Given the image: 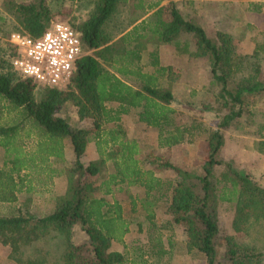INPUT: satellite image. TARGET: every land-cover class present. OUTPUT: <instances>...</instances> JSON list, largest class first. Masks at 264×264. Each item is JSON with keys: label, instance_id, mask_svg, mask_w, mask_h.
I'll list each match as a JSON object with an SVG mask.
<instances>
[{"label": "trees", "instance_id": "obj_1", "mask_svg": "<svg viewBox=\"0 0 264 264\" xmlns=\"http://www.w3.org/2000/svg\"><path fill=\"white\" fill-rule=\"evenodd\" d=\"M65 1L12 0L7 9L15 18L11 30H23L34 37L42 35L55 20L54 5L61 6ZM87 1L91 5L87 15L74 18L71 24L80 35L83 50L90 52L80 57L66 88L38 84L17 71L13 67L16 53L13 44L8 43L6 56L0 59V146L5 150L6 166L9 165L0 168V201L17 199L24 186L25 177L21 172L36 166L37 159L41 162H47L51 157L63 159L66 138L70 139L74 154L67 189L57 197L53 211L34 215L28 211L27 199L17 213L0 215V242L10 247L17 264H126L125 254L113 249L112 242L123 239L130 221L123 217L119 201L110 202L104 196L98 197L97 192L103 190L104 195L111 194L113 185L127 181L145 186L149 195L153 189L161 190L164 185L153 169L139 167L136 157L139 146L135 140L126 138L122 115L137 109L139 120L158 129L159 146L168 150L173 145L193 141L196 130L207 135L204 173L185 170L173 164L163 153L158 156V168L175 171L176 177L167 184L168 209L173 223L185 224L188 249L203 252L207 264H262L263 252L234 234L223 236L225 250L221 254L218 252L222 240L220 200H234L233 224L238 231L248 232L254 219L264 217V187L231 162L218 157L224 144L221 127H239L245 115L252 120L257 115L264 117V103L253 110L251 105L254 102L250 99V95L256 94L259 98L264 95L260 61L255 60L252 71L238 77L241 56L235 52L232 37L226 32H218L217 40L210 37L200 24L182 14L174 0L169 3V17L167 7L159 6L163 0H134L136 16L132 17V28L112 41L114 37L107 31L108 23L122 4L132 0ZM152 10L153 20L144 18L135 24ZM1 20L5 22L2 13ZM2 28L0 32H5ZM182 33L193 34L194 55L210 57L213 77L219 87V101L221 107L227 109L217 112L219 122L216 128L202 122L179 124L176 121V110L172 106L174 90L162 79L165 73L176 77L175 70L171 65L161 63L160 47L172 44L178 51L192 50L186 43L181 47ZM145 61L152 65L154 72L145 70V64H148ZM67 103L77 107L80 117L93 119L95 136L102 137L106 145H118V150L113 149L108 154L115 166L109 178L102 174L106 167L105 158L87 163L82 160L93 137L90 129L72 128L66 118L56 114ZM105 127L110 129L104 131ZM33 128H38L41 136L36 153L27 155L21 142V130L24 135H31ZM256 131L257 149L264 151V118L257 123ZM105 133L108 136L103 137ZM220 163L225 168L219 177H215L214 168ZM49 170L57 171L55 167ZM219 183L222 184L221 190ZM143 202L147 211L149 253L161 257L168 251L156 224L152 201L144 198ZM76 224L86 232L92 250L91 259L83 251V245L70 240V232ZM53 233L67 238L65 249L59 256L50 259L43 247L27 253L28 246Z\"/></svg>", "mask_w": 264, "mask_h": 264}, {"label": "rangeland", "instance_id": "obj_2", "mask_svg": "<svg viewBox=\"0 0 264 264\" xmlns=\"http://www.w3.org/2000/svg\"><path fill=\"white\" fill-rule=\"evenodd\" d=\"M12 0H0V13L5 17V22L0 21V27L5 32H0V59L6 56L8 43L10 42L12 29L15 23L14 15L7 11L9 2ZM30 2L34 0H14ZM133 1L122 4L117 13L108 23L107 31L114 37L112 41L119 39L124 33L132 28V17L136 16ZM150 0H148L149 2ZM170 3V0H169ZM169 3L167 7V17H169ZM253 2L245 0H214L200 1L190 7L187 3L182 6V13L185 17L193 19L200 24L215 40L218 32H226L232 37L235 52L240 55L237 76H243L252 71V63L260 61V78L264 81V14L255 11ZM264 7V3H261ZM91 8L87 0H66L63 5H54V19L69 21L74 18L86 16ZM264 11V10H263ZM152 19V13L143 15L142 19ZM136 22V23H137ZM11 30L8 35L6 31ZM1 30V31H2ZM195 38L192 33H182L180 35L181 47L185 43L188 48L185 51H178L176 46L161 45L160 53L163 59L162 64L172 65L175 69L176 77L168 76L162 79L165 84L174 90L175 99L172 103L175 108L176 121L179 124H192L202 122L205 126L218 127V111H225L219 101V87L216 84L211 70L209 55L196 56L193 54ZM90 51L83 50V54ZM179 55V57H177ZM162 61V60H161ZM148 63V61H145ZM145 70L154 72L152 65L145 64ZM254 102L251 105L253 110L264 103V95L260 98L254 94L250 95ZM113 105V104H112ZM57 115L66 118L72 128L87 127L90 129L92 139L87 145L86 152L82 160L87 163L97 158L106 159V167L102 174L109 178L115 170L114 161L108 157L111 150H118V145L105 144L102 137L95 136L96 128L92 118H82L77 112V107L67 103L62 105L56 112ZM13 115V113H12ZM262 115H257L252 120L249 115L241 118L240 126L234 125L221 127L224 137V144L221 147L218 157L224 162H231L236 168L243 170L252 177L258 184L264 187V151L257 149L256 142L258 134L256 125L263 120ZM123 128L127 139L135 140L138 144L139 153L138 165L141 169H153L154 174L161 178L163 186L161 190L153 189L149 195L145 186L130 184L127 181L120 182L112 186L111 194L104 195V191L97 192V196H104L108 201H119L123 208V217L129 220V229L121 240H113V248L121 250L127 259L126 264H207L206 255L197 249H188V235L185 224H175L168 209L167 184L176 177L172 168L161 169L157 165L160 153L164 157L188 171L204 173L203 163L208 153V143L206 134L196 130V138L193 141H185L167 147H160L158 143V129L149 126L138 118V110L132 109L122 115ZM110 127H105L104 131ZM21 142L27 155L36 153L37 142L41 136L38 128H33L31 135H24L21 130ZM108 136L107 133L103 134ZM65 156L63 159L51 157L49 161L41 162L37 159L36 166L23 170L21 176L24 178L23 190L18 193L15 201H0V215H10L18 212L20 205L29 199L28 211L34 215H45L53 211L57 197L63 195L68 185V172L73 163V150L69 138L64 141ZM43 145V144H42ZM13 149L14 146H12ZM109 150V151H108ZM129 152V150L127 151ZM5 150L0 146V168L6 166ZM9 166V165H7ZM6 166V167H7ZM55 167L56 172H51L49 168ZM225 165L220 163L214 168V176L219 177ZM18 178V174H17ZM91 179V178H89ZM215 180V178H212ZM219 190L222 184L219 183ZM28 187L31 189L28 190ZM144 198L152 201V209L155 212L156 224L163 235L164 245L167 253L161 257L149 253V234L147 230L146 208ZM234 200H220L218 211L220 219V236L222 240L218 244L219 254L225 250L223 236L234 234L241 241L248 242L258 247L264 254V217L254 219L250 224L248 232L238 231L233 224ZM141 222V224H139ZM70 240L76 244L83 245V251L92 258V250L89 246L86 232L79 224L74 225L70 232ZM67 243L66 236L51 234L39 239L33 245L26 248L27 253H33L36 248H45L50 259H55L65 249ZM0 264H17L8 245L0 242ZM264 264V256L263 263Z\"/></svg>", "mask_w": 264, "mask_h": 264}, {"label": "built area", "instance_id": "obj_3", "mask_svg": "<svg viewBox=\"0 0 264 264\" xmlns=\"http://www.w3.org/2000/svg\"><path fill=\"white\" fill-rule=\"evenodd\" d=\"M10 42L16 49L13 67L41 85L66 88L83 55L80 35L61 19H55L38 37L14 31Z\"/></svg>", "mask_w": 264, "mask_h": 264}, {"label": "crops", "instance_id": "obj_4", "mask_svg": "<svg viewBox=\"0 0 264 264\" xmlns=\"http://www.w3.org/2000/svg\"><path fill=\"white\" fill-rule=\"evenodd\" d=\"M175 2H177V4H178V7H179V9H180V11L182 12V6H184L185 5V3H187L188 5H190V7L192 6V8H193V4H197L198 2H200V1H214V0H174ZM245 1H247V2H254L252 5H254V8H255V11H257V12H261L262 14H264V7L262 6V2L264 3V0H245ZM169 3V0H163L161 3H160V5L159 6H163V5H165L166 6V4H168ZM153 12V10L152 11H150L148 14H150V13H152ZM183 14V13H182ZM184 15V14H183ZM185 16V15H184ZM138 23V22H137ZM137 23H135V24H137ZM163 45H169V44H163ZM162 45V46H163ZM162 48V47H161ZM176 49V48H175ZM177 57H179V55H177ZM180 58V57H179ZM160 59L162 60L161 61V63L163 62V59H162V57H161V53H160ZM164 65V64H163ZM172 66V65H171ZM173 67V66H172ZM175 70V69H174ZM114 242V241H113ZM113 242H112V248H113ZM114 249V248H113ZM115 250H118V249H115ZM119 251H121V250H119Z\"/></svg>", "mask_w": 264, "mask_h": 264}]
</instances>
